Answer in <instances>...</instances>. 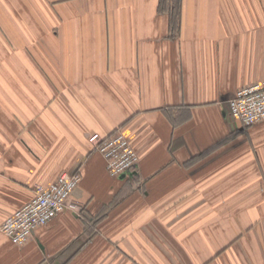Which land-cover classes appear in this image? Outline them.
<instances>
[{
	"label": "crops",
	"instance_id": "crops-1",
	"mask_svg": "<svg viewBox=\"0 0 264 264\" xmlns=\"http://www.w3.org/2000/svg\"><path fill=\"white\" fill-rule=\"evenodd\" d=\"M0 0V223L78 168L68 206L0 264H264V0ZM122 130L111 176L88 139Z\"/></svg>",
	"mask_w": 264,
	"mask_h": 264
},
{
	"label": "built area",
	"instance_id": "built-area-1",
	"mask_svg": "<svg viewBox=\"0 0 264 264\" xmlns=\"http://www.w3.org/2000/svg\"><path fill=\"white\" fill-rule=\"evenodd\" d=\"M230 115L243 126L264 120V79L240 86L230 100ZM88 139L106 162L111 176L118 177L136 167L140 156L126 134L119 128L109 135L92 133ZM82 180L78 168L63 172L50 184H37L33 195L20 208L0 223V232L21 246L29 241L36 229L47 225L68 206V200Z\"/></svg>",
	"mask_w": 264,
	"mask_h": 264
},
{
	"label": "trees",
	"instance_id": "trees-1",
	"mask_svg": "<svg viewBox=\"0 0 264 264\" xmlns=\"http://www.w3.org/2000/svg\"><path fill=\"white\" fill-rule=\"evenodd\" d=\"M172 19L176 20L178 19V15H179V9L177 8V0H174V6H172Z\"/></svg>",
	"mask_w": 264,
	"mask_h": 264
}]
</instances>
